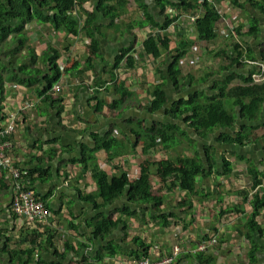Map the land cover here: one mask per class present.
<instances>
[{"label": "crops", "instance_id": "crops-1", "mask_svg": "<svg viewBox=\"0 0 264 264\" xmlns=\"http://www.w3.org/2000/svg\"><path fill=\"white\" fill-rule=\"evenodd\" d=\"M100 1L82 0L78 8L80 18L85 19L86 13L95 11ZM111 1L109 4L113 6L112 9L116 8L119 0ZM160 1L127 0L124 9L120 7L114 10V14H118L114 23L109 20L110 17L106 18L111 16L112 10L102 9L100 22L93 28L97 38L96 48L100 50L97 55H91V41L85 34L74 39L64 32H57L54 27L30 24L35 29L38 28L33 37H30V45L40 58L39 68L48 70L47 55L57 52L60 56L58 64L64 67V72L57 83L60 89L56 92L53 89V96L55 99L63 98L64 109L59 115L58 107L39 98L35 89L17 83H7L3 102L5 120L15 118L18 123L11 136V158L28 174L35 169L44 171L42 180L36 174L35 177L28 178L27 185L54 210L52 222L56 220L61 227L56 245L60 252H64L66 243L82 242L81 238L77 239L75 232L69 231L68 223L77 224L91 220L100 213L82 200L83 196L93 194L97 190L93 180V166L89 164L85 170L84 164L81 163L84 155L95 156L99 166L105 168L111 176H120L126 172L131 180H135L141 174L140 163L145 159L161 161L178 157L192 158L198 153L201 154L205 146H210L216 150L214 171L217 173H213L209 178L197 180L199 195L191 197L190 209L178 211L180 220H172L168 230L155 228V222L141 225V228H147L146 234L143 229H138V220H135L136 223L130 221L129 235L143 236L151 232L152 239L158 242L153 244L155 248H162L157 249L158 252L155 250L159 259L170 255L173 246H180L182 255L178 264H249L248 255L253 248L248 238L249 220L254 211L252 202L256 195L264 194V177L260 176L261 183L256 185L255 177L249 168L252 164L264 173V107L261 125L257 131L258 142L249 145L247 143L245 146L218 144L219 132L205 140L190 132L192 139H187L188 142L174 149L166 150L158 142L157 150L153 149L144 154V139L137 137L136 132L140 120L144 127L151 128L155 120L165 122L167 119L162 115H150L144 108L150 103L157 85H162L170 105L179 99L187 98L191 92H209L212 83L226 80L233 72L239 76L228 83V90L244 85L241 76L248 72V68L242 71H239V68H229L230 61L223 53L229 56L232 54L234 29L245 26L248 33L250 16L259 17L264 33V16L250 5L247 10H241L229 0L219 1L225 3V6L219 2L215 5L219 10L216 23L218 36L213 41H204L199 38L197 29L189 20L199 9L183 14L179 11L181 15L178 21L161 32V27L152 23L145 14L148 13L156 19L155 21L164 23L165 15L174 16L178 13L176 8H168L163 14ZM159 32L167 36L171 43L168 50L161 51V58L154 60L147 57L143 45L150 35ZM239 38L244 42L246 50L253 48L257 52L264 42V38L257 39V43L253 38ZM177 49L186 53L179 61L183 77L179 89H176L169 73V67L173 64L171 53ZM124 52L136 61L133 70L126 69L127 61H123L116 70L117 60ZM258 66L256 80L264 64ZM226 67L228 68L224 69ZM208 74L211 76L207 81H202ZM257 83L264 84V81ZM125 89L129 92L126 97ZM94 96L99 99L93 100ZM100 102L104 106L102 110H99ZM123 102L124 106L121 107ZM228 103L232 104V101ZM238 119L237 125L227 133L240 132L241 125L245 121L248 122L245 119L243 121L242 117ZM109 139L116 140L112 153L99 148V142L103 143ZM182 147H185V150ZM102 159H107V164ZM223 160L231 163L232 171L219 175ZM204 165L206 170H210L208 163L204 162ZM152 183L155 193L165 197L167 209L176 204L173 200L175 193L181 194L180 201L188 196L187 192H182L177 186L169 189L167 183H162L154 175ZM12 197V176L0 170V264H12L11 258L3 253L6 247L12 251L29 249L31 245L27 240L31 232L47 231L45 227L29 229L27 222L12 212ZM124 203L125 201L119 202L117 205L123 206ZM260 213L257 222L264 232V208L260 209ZM185 225L187 229L184 231ZM123 236V232H119L112 240L121 242ZM210 236H216V247L208 250V254L199 262L193 256H196L194 254L197 253L198 246ZM253 236L258 241L260 255L264 258V235L256 233ZM166 243L169 248L164 247ZM39 254L37 251V258H34L31 264H35L41 255L49 263L56 261L50 253ZM156 258L152 257L154 261ZM121 259L126 260L124 257L109 259L107 264H118Z\"/></svg>", "mask_w": 264, "mask_h": 264}, {"label": "trees", "instance_id": "trees-1", "mask_svg": "<svg viewBox=\"0 0 264 264\" xmlns=\"http://www.w3.org/2000/svg\"><path fill=\"white\" fill-rule=\"evenodd\" d=\"M161 1L163 14L168 8H176L178 13L174 16L165 15V22L159 23L155 21L156 19L152 15H148L146 12L147 14L145 15L150 21L161 27V32L174 25L183 12H194L200 9L199 6H202L205 13L194 22L193 26L197 29L201 40L213 41L217 38L216 23L219 19V10L209 0H203L202 4H199L200 0ZM111 2V0H101L97 4L96 10L92 13H86V17L83 19L80 18L78 13L82 0H0V124L7 121L3 112L7 83L10 85L17 83L20 86L35 89L39 98H43V101L51 102L53 106L58 107L59 115L64 109L62 105L63 98L55 99L53 96V89L55 92L60 89L57 83L64 72V67L62 68L58 64L60 56L57 52L47 55L48 70L44 71L39 68L40 58L35 49L31 47V38L27 34V28H29L30 24L38 23L39 25L54 27L57 32H64L68 37L74 39L81 34H85L91 41V55H97L100 50L96 48L97 38L93 28H95L96 23L100 22L101 10L111 9L113 14L111 13V16H106V18L110 17L109 20L114 23L118 19H115L118 14H114V10L120 7L124 9L127 4V0H119L116 8L112 9L113 6L109 4ZM229 2L231 4L234 3L235 7L241 10H247L250 5L264 16V0H229ZM220 4L224 5L225 3L222 2ZM250 23L248 33H246L247 28L245 26L234 29L232 37L235 41L231 45V56L223 53V56L225 55L224 57L230 61L229 68H239V71L248 68V72H244L241 76L245 84L228 90V83L234 77L239 76L238 73L233 72L226 80L212 83L209 92H191L187 98L179 99L171 105L162 85L155 86L152 99L144 108L150 115H162L167 117V119H165V122L155 120L151 128L144 127L142 120L139 121L140 126L136 136L144 139L142 150L144 154H148L153 149L157 150L158 142L166 150L171 149V145L176 143L177 136H184L190 140L192 139L190 132L202 140L219 132L217 137L218 144L245 146L247 143L249 145L250 143L258 142L257 131L261 125L260 121L264 107V84L257 83L255 76L259 72V70L257 71L258 64H264V42L262 46H259L261 48L258 52L253 48L246 50L244 42L239 36L253 38L257 43L259 42V40L256 41L257 39L264 38V33L259 17L250 16ZM161 32L156 35H150L144 41L145 54L154 60L161 58V51L168 50L171 43L170 39L162 35ZM171 55H173V64L169 67L170 78L176 89H179L183 81L182 73L179 69V61L186 53L177 49ZM90 61L91 59L88 60V62ZM123 61H127L126 69L133 70L136 61L128 57L127 52L120 55L117 60L116 70L120 68ZM42 76H45V78ZM210 76L211 74H208L202 81H207ZM128 93L125 89L124 97ZM96 98L99 99V97L94 96L93 100H96ZM229 101H232V104L228 103ZM103 107L102 102H100L99 110H102ZM239 117H242L243 121L247 120L248 122L245 121L241 125L240 132L227 133L228 130L237 125ZM12 119L14 121L17 120L15 118ZM17 125L18 123L15 121V126L17 127ZM115 142L116 140L112 139L103 143L99 142V148L106 149L112 153V146ZM215 152L216 150L212 147L205 146L201 154L198 153L196 157L192 158L178 157L174 160L161 161H153V158L145 159L140 163L141 174L135 180H131L126 172H123L120 176H111L96 163L95 156L88 157L84 155V160L81 163L84 164L85 170L90 163H94L93 180L97 190L93 194L83 196L82 200L91 204L93 209L100 213L91 220L80 221L77 224L74 222L68 223L69 231L75 232L77 239L78 237L81 238L82 242L76 244H74L75 241L72 244L70 242L66 243L64 252H60L56 245L58 233L61 230L60 224L56 220L50 224L39 222L36 229L45 227L47 231L44 233L37 230L32 231L27 240L28 244L31 245L29 249L12 251L6 247L3 253L11 258L12 264H31L32 260L37 258L35 257L37 251L40 254L44 252L52 254L56 261L49 263L41 255L35 264H107L109 259L119 257H124L126 260H146L151 256L152 248L156 250L157 248L153 244H146L138 236H135L132 242L128 243L126 240L129 238L130 221L138 220L141 224L155 222L153 224L157 229L168 230L171 228V221L180 220L181 218L178 211L190 209L192 206L191 197L199 195L197 180L209 178L213 173H217L214 171L216 170V167H214L216 163ZM204 162L208 163L210 170H206ZM222 163L221 172L218 174H229L232 171L231 163L227 160H223ZM249 169L250 173L255 177L256 185L260 184V176L264 177V173L260 172L252 164ZM43 172L42 169H35L29 174L24 173L25 184H29L28 178H33L36 174L42 180ZM153 175L159 178L162 183H167L169 189H174L177 186L182 192H187V198L179 200L174 206L167 209L165 207V197L155 193L152 183ZM27 187L29 186L27 185ZM38 197L50 208L53 218L54 210L39 195ZM124 201L123 206L122 204L117 205L119 202ZM252 207L254 211L249 220L250 234L248 238L253 248L248 255V260L249 264H264V258L260 255L261 250L258 247L259 243L253 236L256 233L264 235L257 222L260 209L264 208V194L255 196ZM110 209L113 210L108 212ZM117 215H119L118 218H116ZM54 223L59 229H56ZM29 229L31 228L29 227ZM186 229L185 225L183 230L185 231ZM119 232H123V241L112 240ZM206 240L205 242L207 243L215 241V245L209 250L216 247L218 241L216 236H210ZM23 244L25 245L26 243L24 242ZM206 252H197L194 254L196 256L193 257L201 262L205 258L204 256L208 254Z\"/></svg>", "mask_w": 264, "mask_h": 264}, {"label": "built area", "instance_id": "built-area-1", "mask_svg": "<svg viewBox=\"0 0 264 264\" xmlns=\"http://www.w3.org/2000/svg\"><path fill=\"white\" fill-rule=\"evenodd\" d=\"M213 4L217 5V0H209ZM203 0L199 1V4H202ZM199 10L196 14L191 15L189 18L190 23L194 24L200 17L205 13V10L202 6H199ZM184 58V57H183ZM258 82L264 81V68H262L261 74L257 78ZM58 89V87H57ZM14 119L9 121H4L0 124V170L9 172L13 178V197L11 202V210L15 215L27 222L30 228H36L37 223L39 222H52L53 214L50 211V208L43 202L39 197L36 191L30 186L27 187L25 184L24 173L28 174L27 171H24L22 168L14 164L11 159V152L13 144L11 142V136L16 131ZM56 229H59L54 223ZM215 245V241L211 243L203 242L198 246L197 252L205 253L212 246ZM152 252L150 253V255ZM182 255V250L180 246H175L170 255L162 257L159 259L158 255H151L146 260L137 261L135 259H128L123 261V264H178ZM152 257H157L152 259Z\"/></svg>", "mask_w": 264, "mask_h": 264}, {"label": "rangeland", "instance_id": "rangeland-1", "mask_svg": "<svg viewBox=\"0 0 264 264\" xmlns=\"http://www.w3.org/2000/svg\"><path fill=\"white\" fill-rule=\"evenodd\" d=\"M38 29V28H37ZM37 29H35L34 27H32V26H30L29 28H27V34H28V36L29 37H33V35H34V33H36V30ZM232 40V39H231ZM32 42V41H31ZM229 42H232V41H229ZM35 46V45H34ZM124 106V102L122 103V106L121 107H123ZM185 142H188V140L183 136V137H176V143H171L172 145H171V149H174L175 147H177V146H179V145H182L183 143H185ZM184 150H185V147H182ZM182 154V153H181ZM172 157H174V155H172ZM105 160V161H104ZM102 161L103 162H105V164H107V162H108V160L107 159H102ZM96 163L97 164H99V161H97V159H96ZM90 165L91 166H93L94 165V163H90ZM105 169V168H104ZM103 169V170H104ZM105 171H107L106 169H105ZM108 172V171H107ZM180 196H181V194H179V193H175V196H174V198H173V200L175 201V203H177L178 201H179V198H180ZM174 204V203H173ZM133 223H136V221L135 220H131ZM136 225H139V228L138 229H143V231H144V233L146 234V232H148L147 231V228L145 227V228H141V225H144V224H141V222H137V224ZM32 230H34V229H32ZM150 234H152L151 232H149ZM143 235V236H139V235H129V238L126 240L128 243H130V242H132V239L135 237V236H138V237H140L143 241H145V243L146 244H148V245H152V244H158V242H155L153 239H152V236L151 235ZM154 245V246H155ZM165 246H167V243H166V245ZM164 246V247H165ZM218 246V245H217ZM156 247V246H155ZM168 247V246H167ZM157 249H161V248H157ZM155 250L156 249H153V251H152V254L153 255H155ZM157 251V250H156ZM158 252V251H157ZM151 254V255H152ZM124 259H121L120 261H119V263L118 264H120L121 263V261H123ZM125 261V260H124ZM121 264H123V263H121Z\"/></svg>", "mask_w": 264, "mask_h": 264}]
</instances>
